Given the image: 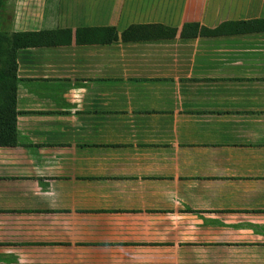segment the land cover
<instances>
[{
  "label": "crops",
  "instance_id": "obj_1",
  "mask_svg": "<svg viewBox=\"0 0 264 264\" xmlns=\"http://www.w3.org/2000/svg\"><path fill=\"white\" fill-rule=\"evenodd\" d=\"M54 1L57 25L18 32L264 19L222 0ZM18 77L0 264H264V33L29 48Z\"/></svg>",
  "mask_w": 264,
  "mask_h": 264
},
{
  "label": "trees",
  "instance_id": "obj_2",
  "mask_svg": "<svg viewBox=\"0 0 264 264\" xmlns=\"http://www.w3.org/2000/svg\"><path fill=\"white\" fill-rule=\"evenodd\" d=\"M6 0H0V19ZM264 33V19L228 21L216 28L200 23L183 25L181 31L162 24L132 25L119 33L115 27L23 31L6 33L0 31V148L18 145L17 93L18 53L29 48L71 46H107L117 42L135 43L181 39L217 38L224 36Z\"/></svg>",
  "mask_w": 264,
  "mask_h": 264
},
{
  "label": "rangeland",
  "instance_id": "obj_3",
  "mask_svg": "<svg viewBox=\"0 0 264 264\" xmlns=\"http://www.w3.org/2000/svg\"><path fill=\"white\" fill-rule=\"evenodd\" d=\"M229 9L228 16L236 17L255 14L264 15V0H222ZM57 2L53 0H6L0 19V31L16 33L20 30H31L41 27L42 17L54 25L57 14ZM58 18L56 20V25Z\"/></svg>",
  "mask_w": 264,
  "mask_h": 264
}]
</instances>
